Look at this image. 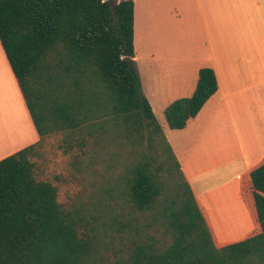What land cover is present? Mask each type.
Listing matches in <instances>:
<instances>
[{
	"label": "trees",
	"instance_id": "16d2710c",
	"mask_svg": "<svg viewBox=\"0 0 264 264\" xmlns=\"http://www.w3.org/2000/svg\"><path fill=\"white\" fill-rule=\"evenodd\" d=\"M133 1L0 0V44L39 136L36 144L0 161V264H86L91 238L80 236L57 202L56 188L35 180L30 156L52 132L104 131L110 122L127 139L141 140L143 126L152 128L151 146L160 134L184 187L170 178L164 159L160 169L176 183L162 212L170 243L162 250L135 244L127 260L114 264H264V165L250 173L260 234L217 248L141 92L133 59ZM216 90L214 72L200 69L191 97L164 110L168 128L183 129ZM150 167L144 161L132 168L129 198L140 211L160 195Z\"/></svg>",
	"mask_w": 264,
	"mask_h": 264
},
{
	"label": "crops",
	"instance_id": "0c3cea01",
	"mask_svg": "<svg viewBox=\"0 0 264 264\" xmlns=\"http://www.w3.org/2000/svg\"><path fill=\"white\" fill-rule=\"evenodd\" d=\"M133 48L141 92L214 245L260 234L250 173L264 165V0H134ZM202 68L216 92L183 129H169L164 110L191 97ZM38 141L0 44V161Z\"/></svg>",
	"mask_w": 264,
	"mask_h": 264
},
{
	"label": "rangeland",
	"instance_id": "374dc122",
	"mask_svg": "<svg viewBox=\"0 0 264 264\" xmlns=\"http://www.w3.org/2000/svg\"><path fill=\"white\" fill-rule=\"evenodd\" d=\"M113 124L97 132L85 127L52 132L30 156L35 180L56 188L57 202L75 220L80 236L85 233L91 238L92 251L86 264L124 262L138 243L158 250L168 246L170 235L162 212L173 200V186L178 183L184 190L160 134L154 135L151 146L148 138L152 128L143 126L142 139L135 140L127 139L123 129ZM166 158L169 176L176 183L169 180L165 168L160 169ZM144 161L151 163L160 195L151 208L140 211L130 201L129 185L132 168Z\"/></svg>",
	"mask_w": 264,
	"mask_h": 264
},
{
	"label": "water",
	"instance_id": "95a60500",
	"mask_svg": "<svg viewBox=\"0 0 264 264\" xmlns=\"http://www.w3.org/2000/svg\"><path fill=\"white\" fill-rule=\"evenodd\" d=\"M110 6H111V9L114 11L115 2L114 1H111L110 2Z\"/></svg>",
	"mask_w": 264,
	"mask_h": 264
}]
</instances>
